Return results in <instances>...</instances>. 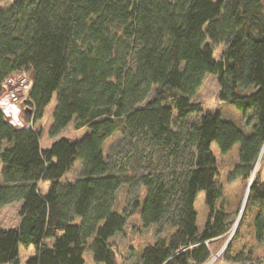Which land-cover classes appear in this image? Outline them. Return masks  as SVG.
<instances>
[{
  "label": "trees",
  "instance_id": "trees-1",
  "mask_svg": "<svg viewBox=\"0 0 264 264\" xmlns=\"http://www.w3.org/2000/svg\"><path fill=\"white\" fill-rule=\"evenodd\" d=\"M27 75L14 124L2 108L6 82ZM207 75L217 78L219 101L242 114L243 126L202 113L192 100ZM53 95L51 135L73 120L87 133L42 149L35 124ZM191 115L199 117L190 122ZM116 133L124 145L105 155ZM212 144L222 156L238 145L230 176L244 182L262 153L244 207L255 208L253 239L262 240V0H12L0 9V210L20 203L18 224L0 227V264H20V248L30 247L25 264H84V245L95 264H118L111 239L132 215L142 227L172 229L142 247L134 264H206L207 242L230 227L227 212L216 208L224 186ZM77 161L78 178L62 181ZM134 184L142 191L133 211L117 210L116 192ZM200 192L208 208L201 231L194 209ZM240 245L232 264L264 263L253 262L247 242ZM244 247L249 257L240 256Z\"/></svg>",
  "mask_w": 264,
  "mask_h": 264
},
{
  "label": "rangeland",
  "instance_id": "rangeland-1",
  "mask_svg": "<svg viewBox=\"0 0 264 264\" xmlns=\"http://www.w3.org/2000/svg\"><path fill=\"white\" fill-rule=\"evenodd\" d=\"M11 1L12 0H0V9L7 7L11 3ZM262 3L264 13V0H262ZM222 49V46L215 49V58L219 57ZM28 78V75L25 77L14 76L8 87V90L11 91V93H15L16 98L12 96L11 101L17 108L18 114V107H20L21 103L25 100L27 95V89L29 85ZM219 91L220 89L217 78L211 75H207L203 79L200 87L195 92L192 100L194 102L200 103L202 107V113H221L223 117L234 118L235 120H238L239 123H241L240 114L235 112L234 107L223 104L219 101ZM5 96L7 95H4V97ZM7 100L8 96L4 98V102L6 103ZM55 106L56 96L53 95L51 102L45 109L43 118L35 124V129L40 133V147L42 149L49 148L53 142L61 138H65L68 141H77L87 133V130L85 128L76 130L74 128L73 120L65 130L61 131L57 136H52L51 126ZM12 116V118H16V114ZM198 117L199 116L191 115L188 118V121H196ZM244 123L245 119H243V124ZM123 145L124 142L121 139L120 133H116L105 143L104 153L105 155H107L110 150L116 151ZM211 152L213 153L214 158L217 160L218 168L220 171V180L224 186L223 197L216 202V208L222 207V210H224V212H227L228 215L225 223L230 227L228 231L222 236V238H218L216 241H213V243L207 242V246L211 255L209 261L206 264H232L229 259H231L232 256L236 255V252H234V247L242 244L243 242H247V246L251 247L253 262L256 261V257L264 259V238L260 241L253 239L255 237L253 230L255 208L248 206L244 211L246 203V201L244 203L245 193L250 178L245 182L241 180V182L240 180H237L239 178L234 179L232 176H230L234 171V167L238 159V145H235L231 152H229V154L226 156H222L219 153L216 144L211 145ZM259 163L260 161H258L257 166L255 167V172L258 169ZM79 170L80 162L77 161L74 164L72 170L65 175L62 181L74 182L79 176ZM137 173L140 172L138 171L136 172V174ZM47 188L48 183H44L42 185V191L45 192ZM141 191L142 189L135 184L130 186L129 188L124 186L121 187L115 194L117 210H122V208L125 207L127 212L133 211L132 204L136 199V196H138V193H141ZM19 208L20 203H13L4 206L0 210L1 228L10 229L14 228L18 224ZM194 209L197 214V227L198 230L201 231L204 228V224L208 215V208L204 204V194L202 192H200L196 197ZM240 220L242 222L239 227L237 237L235 238L234 242H232V245H226L229 237L234 234L237 228L236 224L239 223ZM234 226L236 228L235 230H233V232L232 229ZM171 230L172 229L165 223H161L160 225H152L149 227H142L137 216H130L127 219L124 230L114 235V237H112L111 239V242L113 243L117 254L118 264H134L136 261H138V256L142 247L147 244H154L158 238L167 235V233L171 232ZM238 248L236 250H238ZM246 248L244 247L240 254L242 258L249 255H246ZM83 249V258L85 262L84 264H95L92 256L89 253L88 245H84ZM33 255L34 249L32 247L27 249L20 248V264H25L26 260L30 257H33Z\"/></svg>",
  "mask_w": 264,
  "mask_h": 264
},
{
  "label": "built area",
  "instance_id": "built-area-1",
  "mask_svg": "<svg viewBox=\"0 0 264 264\" xmlns=\"http://www.w3.org/2000/svg\"><path fill=\"white\" fill-rule=\"evenodd\" d=\"M12 78H13V77H11V78L6 82V89H5L6 92H5V95L8 96V100H7V102L5 103V102H4V99H3V101H2L3 106H2V108H3V111H4L5 115H6V117L9 118V120L12 121L14 124H16V123H17L16 118H17V115H18V110H17V108L15 107V105H14V104L12 103V101H11L12 96H13L14 98H16V97H15V93H14V92L11 93V91L8 90V89H9L8 87H9L11 81H12ZM9 94H11V95H9ZM7 96H5V97H7ZM5 97H4V98H5ZM5 101H6V100H5ZM15 114H16V118H12V117H13L12 115H15Z\"/></svg>",
  "mask_w": 264,
  "mask_h": 264
},
{
  "label": "water",
  "instance_id": "water-1",
  "mask_svg": "<svg viewBox=\"0 0 264 264\" xmlns=\"http://www.w3.org/2000/svg\"><path fill=\"white\" fill-rule=\"evenodd\" d=\"M260 156H261V153L259 154V156H258V158H257V160H256V162H255V164H254V168H253V171H252V173H251V176H250V179H249V182H248L247 188H246V193H245L244 203H245V201H246V199H247L248 191H249V187H250V183H251L252 177H253V175H254V173H255V167H256V165H257V163H258V161H259ZM237 225H238V223L236 224V226H237ZM235 228H236V227H235ZM234 230H235V229H234ZM233 232H234V231H233ZM231 237H232V235L229 237V239H228L226 245L229 244V242H230V240H231ZM262 264H264V263H262Z\"/></svg>",
  "mask_w": 264,
  "mask_h": 264
},
{
  "label": "crops",
  "instance_id": "crops-1",
  "mask_svg": "<svg viewBox=\"0 0 264 264\" xmlns=\"http://www.w3.org/2000/svg\"><path fill=\"white\" fill-rule=\"evenodd\" d=\"M240 118H241V123L240 125L243 126V119H242V114H240ZM234 119V118H233ZM235 120V119H234ZM236 122H239L238 120H235ZM260 159V158H259ZM259 176L261 178L262 181H264V158L263 160L261 161V164H260V167H259ZM237 180H240V179H237ZM241 181V180H240ZM242 182V181H241Z\"/></svg>",
  "mask_w": 264,
  "mask_h": 264
},
{
  "label": "bare ground",
  "instance_id": "bare-ground-1",
  "mask_svg": "<svg viewBox=\"0 0 264 264\" xmlns=\"http://www.w3.org/2000/svg\"><path fill=\"white\" fill-rule=\"evenodd\" d=\"M257 166V165H256ZM235 229V226L233 227L232 231Z\"/></svg>",
  "mask_w": 264,
  "mask_h": 264
},
{
  "label": "flooded vegetation",
  "instance_id": "flooded-vegetation-1",
  "mask_svg": "<svg viewBox=\"0 0 264 264\" xmlns=\"http://www.w3.org/2000/svg\"><path fill=\"white\" fill-rule=\"evenodd\" d=\"M205 225V224H204Z\"/></svg>",
  "mask_w": 264,
  "mask_h": 264
}]
</instances>
